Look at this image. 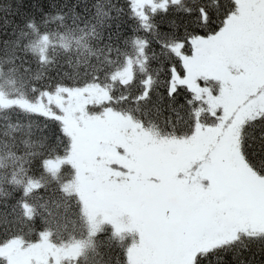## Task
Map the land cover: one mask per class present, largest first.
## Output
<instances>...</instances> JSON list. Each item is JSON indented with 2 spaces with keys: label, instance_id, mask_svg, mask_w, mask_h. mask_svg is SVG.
Here are the masks:
<instances>
[{
  "label": "snow or ice",
  "instance_id": "6c2138e0",
  "mask_svg": "<svg viewBox=\"0 0 264 264\" xmlns=\"http://www.w3.org/2000/svg\"><path fill=\"white\" fill-rule=\"evenodd\" d=\"M34 67L0 91V264H264V0H3L0 75Z\"/></svg>",
  "mask_w": 264,
  "mask_h": 264
},
{
  "label": "trees",
  "instance_id": "16d2710c",
  "mask_svg": "<svg viewBox=\"0 0 264 264\" xmlns=\"http://www.w3.org/2000/svg\"><path fill=\"white\" fill-rule=\"evenodd\" d=\"M0 2H3V0H0ZM89 50L85 48H81L77 46L75 43L72 45V50L70 53H65L61 49L57 48L54 52L52 50L49 51L48 55L50 58L57 59L59 63L63 64V70L71 72L72 69L68 67L66 61L69 59L73 60V63H75V59L84 60L86 57L89 56ZM36 73V69L34 67L33 72L30 74V76H25L23 79L19 75H12L7 72H5L3 75H0V91H4L7 93L15 94L17 90L19 91H27V84L26 81L29 79H33ZM9 80H14V84H9ZM25 123H27V120L25 119ZM255 149V145L253 146V150ZM6 156V153L0 152V157ZM8 163L7 160L0 159V164ZM76 232L77 237H80L79 229H73L71 225H69V228L67 232L60 233L56 239H67L69 232ZM36 237L33 236L32 239H35ZM132 242V236L128 235L124 241V246H127L128 244H131ZM102 252L105 253L106 256L111 255L112 257L119 256L121 262L123 261V252L121 247H117L116 245H113L111 249H101ZM89 259L87 264H95V260L92 257L91 252L89 251ZM257 260H259V257H257Z\"/></svg>",
  "mask_w": 264,
  "mask_h": 264
},
{
  "label": "rangeland",
  "instance_id": "374dc122",
  "mask_svg": "<svg viewBox=\"0 0 264 264\" xmlns=\"http://www.w3.org/2000/svg\"><path fill=\"white\" fill-rule=\"evenodd\" d=\"M110 150H108L107 148H105L104 152L102 153L103 154H107Z\"/></svg>",
  "mask_w": 264,
  "mask_h": 264
}]
</instances>
